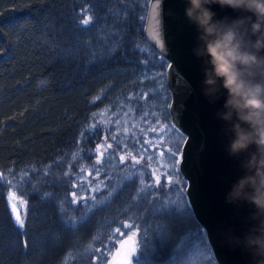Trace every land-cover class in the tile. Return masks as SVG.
Returning <instances> with one entry per match:
<instances>
[{
    "label": "trees",
    "instance_id": "1",
    "mask_svg": "<svg viewBox=\"0 0 264 264\" xmlns=\"http://www.w3.org/2000/svg\"><path fill=\"white\" fill-rule=\"evenodd\" d=\"M82 4L93 8L98 16H102L106 11L105 7L98 6L94 0H0V171L12 169L15 174H20L22 170L32 165H35L37 169L51 165L49 172L51 176L53 172L67 171L69 165H73L71 170L75 172L74 165L79 164L85 167L86 171L77 183L94 180L107 183L104 172H101L99 177H96L94 171L92 176L87 174L88 171H92L90 165L93 162L88 158L87 151L94 150L99 143L105 145V148L101 149L105 151V159L113 150L117 157H126L124 162L114 160L116 167L109 171L111 176H117L118 172L120 175H129L133 171L130 166L125 168L128 158L136 156L131 145L128 149H116V143L111 138L107 141L103 139V136L109 135L108 132L103 134L97 132L95 142L89 137L85 143L79 138L80 129L82 125L96 122L90 120V117L96 114L97 120L101 121L106 128L119 118V132L116 133L118 139H121L120 133H123L124 127L129 130L128 138H131L134 131L139 138V131L136 129L143 126L140 121V105L145 101H137L136 95L143 89L151 88L155 80L141 78L140 73L144 71L142 62L149 60V57L138 53L133 45L139 43L148 47L156 57L157 63L160 59L168 65L169 62L148 43L144 33L145 23L137 19V16H144L147 19L150 0L136 7V14L127 13L129 22L123 25L127 30L125 42L122 48L118 49L114 46L113 52L103 63L97 61L93 66L91 57L85 59L84 53L88 49H82L75 60L58 59L57 54L62 49L53 46L52 42L45 38V25H48L49 30H52V26L55 25L58 32H61L62 28L63 39L57 41V44L74 46L71 40V20L65 17L70 15V10L73 8L78 11ZM80 40L81 42L90 41L93 50L101 51L95 35L91 33L82 35ZM148 68L153 72L167 73V68H152L151 62ZM166 88L171 104L172 97L167 85V76ZM97 96L100 99H96ZM147 100H152V93L148 94ZM129 109L132 111L127 117L120 115L121 112H128ZM126 120L127 124H125ZM168 122L173 123L171 116ZM134 123L136 129L133 128ZM145 131H147L146 127ZM151 138L149 132L145 139ZM123 142L126 143L127 140ZM78 143L85 149L83 153L75 151ZM108 143L113 145L112 149H107ZM73 155L78 158L83 156L84 159L73 161ZM96 155L98 156L99 153ZM136 159L140 157L136 156ZM58 162L63 167L58 166ZM160 163L164 164L166 160L161 158ZM179 179L184 180L182 176ZM144 181L149 182L146 174H144ZM129 184L132 186H128ZM125 185L123 201H115L114 208L99 213L97 220L114 221L122 218L120 213L125 205L131 203L139 181L133 177L132 181H125ZM37 187L40 188L41 193L65 191V189L45 184H37ZM77 194L80 195L79 191ZM35 195L29 190V195L24 197L28 202L29 219L33 215L32 205L35 204L36 214L40 216L39 227L45 228L46 231H56L64 242L60 249L52 251L40 249V252L44 254L41 259L45 264H53L72 250V240L58 231L55 207L47 203L41 204L38 199H34ZM84 195L88 193L85 192ZM147 207L141 201L130 211L144 215ZM191 214L192 220L197 222L205 232L192 208ZM145 221L148 229L147 239H144L143 235L138 236L140 249L136 257L138 263L167 264L170 254L178 246V241L170 243L156 239L153 233L157 230V225L168 227L171 220L166 217L153 220L150 216H145ZM129 222L131 221L125 220V223ZM0 227L4 229L5 234L11 235V223L2 197H0ZM100 227L102 225L93 223L87 231H80L77 234L79 242L85 244L91 235L99 234L97 229ZM141 227L145 225L142 224ZM174 227L179 234L183 225L176 220ZM134 230L139 231L136 228ZM168 231L171 232L172 227H168ZM164 235L166 233L161 232V236ZM29 246L31 247L30 235ZM5 264H15V257L6 256ZM29 264H35V261L30 259Z\"/></svg>",
    "mask_w": 264,
    "mask_h": 264
},
{
    "label": "snow or ice",
    "instance_id": "2",
    "mask_svg": "<svg viewBox=\"0 0 264 264\" xmlns=\"http://www.w3.org/2000/svg\"><path fill=\"white\" fill-rule=\"evenodd\" d=\"M94 2L106 8L102 16H98L93 8L82 4L78 11L73 8L70 10V15L65 17L71 20V40L74 46L57 44V41L63 39L62 28L61 32H58L55 25L52 26V30H49L47 24L45 25V38L50 40L53 46L62 49L57 54L58 59L75 60L81 54L82 49H88L84 53L85 59L91 57L93 66L97 61L103 63L113 52L114 46L118 49L122 48L125 42L127 30L123 25L129 22L127 13L136 14V7H139L141 3L146 4L148 0H94ZM158 3L159 0H157ZM137 19L147 23L144 16H137ZM89 33L96 36L97 43L101 46L100 52L93 50L90 41L81 42L80 36ZM155 39H158V36ZM133 47L138 53L149 57V60L142 62L144 71L140 73L141 78L155 80L151 88L143 89L136 95L137 101H145L140 105V121L143 126L136 129L135 123L133 124V128L139 131V138L135 131L131 138H128L129 130L124 127L123 133H120L121 139H118L116 133L119 132V118L106 128L101 121L97 120L96 114L90 117V120L96 122L81 126L79 137L85 143L89 137L95 142L97 132L101 134L108 132L109 135L103 136V139L107 141L111 138L116 143V149H128L131 145L136 156L140 157V159H136V156L128 158L125 168L130 166L133 171L129 175H120L118 172L117 176H111L109 171L116 167L114 160L124 162L126 157H117L113 150L105 159V151H101L105 148L104 143H99L94 150L87 151L88 158L93 160L90 165L92 171H88L87 174L92 176L94 171L96 177H99L100 173L104 172L107 183L100 180L77 183L86 171V168L79 164L74 165L75 172L71 170L73 165H69L67 171L53 172L51 176H49L51 165L42 166L39 169L32 165L22 170L20 174L13 173L11 176L0 171V197L4 200L11 223L10 236L5 234L4 229L0 227V264H5V257L9 255L15 257V264H29L30 259L34 260L35 264H45L41 259L44 254L40 252V249L52 251L63 247L64 242L56 231H46L45 228L39 227L40 216L36 214L35 204L32 205L33 215L29 219L28 202L24 199L29 195V190L36 194L34 199H38L41 204L47 203L55 207L58 231L72 240V250L53 264H133V257H138L140 253L135 238L143 235L144 239H147L148 229L145 216H150L153 220L161 217L171 220L168 226L172 227L171 232L168 231V227L157 225V230L153 233L156 239L170 243L178 241V246L170 254L167 264H216L215 254L206 233L197 222L192 220L191 205L187 199L188 181L179 179L182 176L179 166L184 159L183 147L187 143V137L173 123L168 122L171 116L168 109L171 108V104L166 88L167 73L153 72L148 68L150 62L152 68L165 69L170 65L163 59L157 63L156 57L143 44L136 43ZM149 93H152L151 101L147 100ZM96 99L100 97L97 96ZM118 107H123V105H118ZM131 111L129 109L128 112H121L120 115L127 117ZM149 132L152 138L145 139ZM124 140L127 142L124 143ZM112 148L113 145L108 143L107 149ZM75 151L83 153L85 149L81 148L78 143ZM97 153H99L98 156ZM161 158H164L166 163L161 164ZM72 159L82 161L84 157L78 158L73 155ZM58 166L63 167L59 165V162ZM144 174L147 175L148 183L144 181ZM133 177L139 181V185L131 203L125 205L120 213L122 218L114 221L97 220L99 213L114 208L115 201H123L125 181H132ZM161 177H163V182H161ZM37 184H45L65 189V191L41 193ZM78 191L80 195L77 194ZM85 192L88 195H84ZM141 201L148 206L144 210V215L130 211ZM125 220L131 222L125 223ZM176 220L183 225L179 234L176 233L174 227ZM93 223L102 225L97 229L99 234L94 233L85 244H81L77 234L80 231H87ZM142 224L145 227L142 228ZM134 228L139 231L133 232ZM126 232H132V236L128 239H124ZM161 232L166 235L161 236ZM29 235L31 247L29 246Z\"/></svg>",
    "mask_w": 264,
    "mask_h": 264
},
{
    "label": "clouds",
    "instance_id": "3",
    "mask_svg": "<svg viewBox=\"0 0 264 264\" xmlns=\"http://www.w3.org/2000/svg\"><path fill=\"white\" fill-rule=\"evenodd\" d=\"M214 5L240 15L217 18ZM184 16L198 33L192 54L202 60L201 91L213 104L224 98L215 116L243 173L225 202L251 209L247 231L227 229L225 242L264 264V0H185Z\"/></svg>",
    "mask_w": 264,
    "mask_h": 264
},
{
    "label": "water",
    "instance_id": "4",
    "mask_svg": "<svg viewBox=\"0 0 264 264\" xmlns=\"http://www.w3.org/2000/svg\"><path fill=\"white\" fill-rule=\"evenodd\" d=\"M217 18L240 15L231 8L214 5ZM185 0H150L144 27L148 43L168 62L167 85L171 91V119L187 137L184 159L179 166L188 181L187 196L196 219L205 229L218 264H252L250 255L225 242L224 232L233 229L237 236L248 229L251 209L225 202V195L243 173L239 162L230 158L222 134L224 123L215 113L224 98L215 104L203 95L202 60L192 54L198 35L184 16ZM154 9V11H153ZM158 36V39L155 37ZM128 239V238H126Z\"/></svg>",
    "mask_w": 264,
    "mask_h": 264
},
{
    "label": "rangeland",
    "instance_id": "5",
    "mask_svg": "<svg viewBox=\"0 0 264 264\" xmlns=\"http://www.w3.org/2000/svg\"><path fill=\"white\" fill-rule=\"evenodd\" d=\"M4 173L6 175L11 176L14 173V171L12 169H8V170L4 171ZM132 231L136 232L134 229ZM129 236H132V232H126L125 235H124V239L128 238ZM135 239L137 241V247H139V245H138V236ZM133 264H139L136 257H133Z\"/></svg>",
    "mask_w": 264,
    "mask_h": 264
}]
</instances>
